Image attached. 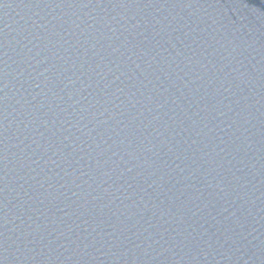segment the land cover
Segmentation results:
<instances>
[{"label":"water","instance_id":"1","mask_svg":"<svg viewBox=\"0 0 264 264\" xmlns=\"http://www.w3.org/2000/svg\"><path fill=\"white\" fill-rule=\"evenodd\" d=\"M0 264H264V0H0Z\"/></svg>","mask_w":264,"mask_h":264}]
</instances>
